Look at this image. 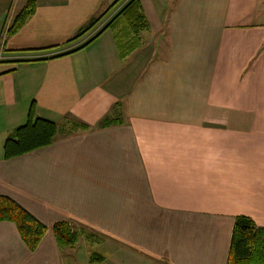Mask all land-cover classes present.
<instances>
[{"label":"crops","instance_id":"0c3cea01","mask_svg":"<svg viewBox=\"0 0 264 264\" xmlns=\"http://www.w3.org/2000/svg\"><path fill=\"white\" fill-rule=\"evenodd\" d=\"M26 2L0 0V194L46 230L0 221V264H224L235 216L264 228V0H139L142 29L88 42L113 0H34L7 34ZM30 105L56 135L3 159Z\"/></svg>","mask_w":264,"mask_h":264},{"label":"trees","instance_id":"16d2710c","mask_svg":"<svg viewBox=\"0 0 264 264\" xmlns=\"http://www.w3.org/2000/svg\"><path fill=\"white\" fill-rule=\"evenodd\" d=\"M117 1L113 0L103 12L90 18L67 41L89 30ZM33 2L34 0H27L25 5L14 15L6 29L7 34L13 33L32 13ZM118 19L125 21L131 31L136 32L142 29L145 21L140 10L139 0H126L86 42ZM32 111V105H30L27 109L25 122L13 128L4 138L2 143L3 159L19 156L46 146L54 139L57 131L55 123L44 118L33 117ZM111 122L103 118L98 121L97 125L102 127ZM3 220L13 223L20 239L29 251L35 249L46 230L43 223L15 200L0 194V221ZM51 231L59 246H72L77 239L76 231L65 220L52 223ZM224 264H264V228L256 227L246 216H235Z\"/></svg>","mask_w":264,"mask_h":264},{"label":"rangeland","instance_id":"374dc122","mask_svg":"<svg viewBox=\"0 0 264 264\" xmlns=\"http://www.w3.org/2000/svg\"><path fill=\"white\" fill-rule=\"evenodd\" d=\"M123 1H124V0H118L116 5L121 4ZM125 1H126V0H125ZM18 8H19V7H18ZM110 14H111V12H106L104 15H102L101 19L97 22L96 26L99 25V24H101V23H104V22L106 21V19H107L108 17H110ZM118 41H119V42L122 41V34H120V33L118 34ZM90 246H92V248H97V249H98V247H99V246H97V245L95 246L94 243H93L92 245H90ZM76 258H77V264H89L88 261H87V259L85 258V254H84V256H83L81 250H79V252L76 253ZM105 261H106V260H105ZM105 261L102 262V263L105 264V263H106ZM102 263H101V264H102ZM92 264H98V263H92Z\"/></svg>","mask_w":264,"mask_h":264}]
</instances>
